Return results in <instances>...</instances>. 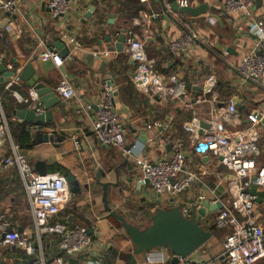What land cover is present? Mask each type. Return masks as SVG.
I'll use <instances>...</instances> for the list:
<instances>
[{
	"label": "crops",
	"instance_id": "obj_1",
	"mask_svg": "<svg viewBox=\"0 0 264 264\" xmlns=\"http://www.w3.org/2000/svg\"><path fill=\"white\" fill-rule=\"evenodd\" d=\"M125 1L71 0L68 14L57 20L42 1L21 0L20 16L16 20L3 14L0 31L5 47L1 63L5 66L13 63L20 77L31 66L34 73L28 76L29 83L36 76L40 83L56 94L59 82L67 75L72 80L76 97L66 101L57 94L60 104L52 110V121L45 120L35 125L20 123L13 111L29 108L19 104L6 91L8 78L2 83L3 74L0 72V102L9 121L10 133L6 143L0 146V214L8 216L12 230L28 234L30 238L35 235V221L30 213L25 182L16 167L5 169L2 166V161L13 156L16 148L27 157L31 168L38 174H61L65 179L72 175L78 182L80 191L71 193L67 208L49 221L50 224L56 222L68 228L79 226L90 231L93 246L77 259L99 260L102 264H146L147 256L160 253L164 262L154 264H174L173 259L167 261L173 256L167 250L135 254V246L121 225L109 218L104 209L103 185H108L110 207L141 228L148 227L158 211L186 206L200 196H204L212 205L214 201H219L218 204L223 207L231 175L219 159L210 153L204 156L203 146L192 145V132L187 127L194 119L204 124V120L222 115L225 121V104L235 97L241 98L244 111H238L234 125L225 124L233 131L256 128L258 138L254 158L264 166V82L245 83L237 75L241 60L254 49L257 39L242 16L224 13L225 0H177L180 3L188 1L193 8L207 4V14L198 18L174 12L168 7L167 0H164L161 9L157 7L160 2L156 0H149L148 3L140 0L148 10L139 12L131 23L122 17L121 9ZM111 15L115 16L114 25L109 24ZM151 15L156 17L150 18ZM256 15L264 23V0L260 3L257 1ZM9 20L10 23L4 26ZM121 28L144 40L148 57L154 62L156 71L176 75L192 97L196 94V87H201L197 96H202L209 84L214 82L218 97L217 111L212 109L214 98L211 96H206L208 100L198 105L193 114L186 112L178 103H166L140 93L133 82L134 64L130 63L126 44L123 53L115 50ZM186 32L197 34L200 37L198 43L186 54H172L169 43ZM59 41L68 47V58H63L61 52L54 48ZM53 48L64 59L61 68H57L52 61L41 59L42 53ZM21 80L17 91L27 98L33 87ZM109 82L117 88L116 111L122 119L127 140L124 149L102 145L92 132L97 103L104 85ZM218 85H223V93L227 86L233 92L230 100L220 97ZM39 105L42 106L40 102ZM7 107L9 116L6 114ZM14 124L26 127V132L27 127L33 126L29 131L32 135L31 149L20 150L16 146L11 135ZM141 139L146 142L143 143ZM151 141L155 144H150ZM180 143L187 157L185 170L199 173L200 181L176 198L170 194H152L150 187L140 185L141 172L136 160L154 162L170 157ZM40 165L43 170H40ZM259 192L264 193V190ZM255 210L253 216L263 223L264 198L256 203ZM218 211L202 219L201 225L206 230L215 227ZM239 219L245 218L239 216ZM220 232L223 233L217 229L216 236L213 235L192 258L210 260L221 257L222 245L220 248L212 245H216ZM40 247H37L39 254ZM42 247L47 259L60 254L57 235H43ZM0 259L1 264H30L32 261L23 251L7 248L0 250ZM257 264H264V261Z\"/></svg>",
	"mask_w": 264,
	"mask_h": 264
},
{
	"label": "built area",
	"instance_id": "obj_2",
	"mask_svg": "<svg viewBox=\"0 0 264 264\" xmlns=\"http://www.w3.org/2000/svg\"><path fill=\"white\" fill-rule=\"evenodd\" d=\"M21 0H0V22L3 14L16 20L20 16ZM32 1V0H31ZM53 13L54 17L68 14L71 0H38ZM148 3L149 0H141ZM258 0H225L223 11L226 15L242 16L251 27L256 36L257 43L254 49L243 57L237 75L245 83L264 82V23L256 15V3ZM181 6H190L188 1H182ZM169 7V6H168ZM151 15L150 18H155ZM200 37L192 32L182 34L181 38L169 43V51L174 55L186 54L189 49L198 43ZM5 47L4 36L0 31V62L4 60L2 50ZM126 53L134 61L133 82L140 93L152 96L166 103H178L186 112L195 113L197 106L208 100L206 96L213 97V111H217L218 97L215 94L216 84H209L204 95L192 97L186 85L179 81L176 75H166L156 71L155 64L148 57L146 42L138 38L134 33H127ZM227 56V53H224ZM43 61H52L57 68L64 65V59L56 50H47L41 54ZM6 69L13 72L8 79L6 91L19 103L27 105L37 116L45 115L46 110L39 105L38 92L32 88L27 98L22 97L17 87L22 84L19 71L13 63H8ZM57 94L64 100L76 97V91L72 80L63 76L56 88ZM117 88L112 84H105L97 103V112L93 122V134L97 140L106 147L124 149L127 140L124 133L122 119L116 111ZM223 118L213 116L202 121L194 119L191 126L187 127L192 132V145L203 146L215 159L228 170L231 177L227 182V199L215 219V227L225 236L222 241L223 253L221 257L210 260H196L189 256L179 258V264H257L264 261V222L260 223L253 216L256 209L257 196L250 194L252 187L258 191L264 190V166L259 165L254 158L257 150L258 132L251 127L245 130H230L225 124L234 125L238 118V108L233 99L225 104ZM92 110V107H89ZM0 146L8 140L9 121L5 117L0 102ZM157 125V124H156ZM206 127H203V126ZM33 126L27 127V132ZM150 144H155L153 141ZM182 144L170 156L160 158L154 162L137 159L136 165L141 175L140 181L149 182L152 194H170L173 198L186 192L194 184L200 181V174L195 171H186V153L182 150ZM5 169L16 167L24 182L30 202V213L34 218L36 232L33 237L17 231H10L11 223L7 215L0 214V250L19 249L32 258L30 264H71L72 260H78L77 264H102V261H84L77 257L82 252L89 251L93 246L88 229L75 226L68 228L59 223L50 224V219L65 210L70 202V191L66 179L61 174L40 176L35 172L27 157L13 151V156L6 157L2 161ZM204 196L192 200L188 205L179 208L184 217L190 219L194 209L202 208L206 202ZM219 201H214L216 206ZM256 211V210H255ZM239 216L244 217L240 220ZM54 234L58 237V249L60 254L47 259L42 247V236ZM41 245L40 254L37 252ZM162 251V250H160ZM174 256L167 261H172ZM163 263L164 257L160 253L146 257V264ZM1 264V259H0Z\"/></svg>",
	"mask_w": 264,
	"mask_h": 264
},
{
	"label": "water",
	"instance_id": "obj_3",
	"mask_svg": "<svg viewBox=\"0 0 264 264\" xmlns=\"http://www.w3.org/2000/svg\"><path fill=\"white\" fill-rule=\"evenodd\" d=\"M15 1V0H12ZM158 2H164V0H156ZM168 6L170 9L176 13L191 15L193 18H198L202 15L207 14L208 5H202L197 8L193 7H183L181 3L177 0H167ZM260 3L261 0H258ZM59 17H57V20ZM110 25L115 24V16H110ZM10 23V20L4 23ZM2 28V27H0ZM127 40L126 31L123 30L116 45L115 50L118 53H123L125 49V44ZM54 48L61 52L63 58H68L70 51L65 43L59 41L54 44ZM51 49V50H54ZM61 56V57H62ZM131 64H134V61L131 59ZM0 72L3 74L1 82L4 83L5 79L12 78L14 73L6 69L5 65L0 62ZM34 73V69L30 66L24 71L21 78L24 81L29 83L28 76ZM33 78V76L31 77ZM33 81L29 83L39 95V102L45 108L47 113L45 115L37 116L34 111L29 109L15 110L13 115L16 116L20 123H26L35 125L38 122L43 121H52L53 113L52 110L60 104V98L58 95L46 85L39 82V78L34 76ZM116 83V81H115ZM109 84H112L109 82ZM117 85V83H116ZM201 90V87L195 88V96L197 97L198 92ZM234 103L238 108L239 112L244 111L243 100L241 98L235 97ZM47 140V136L44 137ZM144 143L145 140L141 139ZM131 150H128L130 152ZM204 156L208 155V152L203 149ZM40 170H43V167L40 165ZM40 175V174H39ZM40 176H46V173H41ZM66 182L71 193H76L80 191L79 184L76 179L69 175L66 177ZM141 186L149 187V182L145 181ZM108 185H103V203L104 209L108 213V217L114 219L118 222L123 228L124 232L127 234L132 244L135 246L136 255H146L154 250H167L173 256V263L178 264L179 258H187L192 256L195 252L201 249L206 245L213 237L211 231L206 230L202 225L201 221L203 218H206L209 214L216 212L217 210L222 209V205H212L208 201L204 203L202 208L198 211L194 209L192 218L188 219L183 216L180 208L174 207L170 209L158 211L152 218L151 224L146 228H141L139 226L131 224L124 215L119 214L116 210L112 209L109 205V199L107 194ZM250 194L257 196V202L259 203L262 198H264V193L259 192L257 187H252L250 189ZM12 231V229H10ZM89 234L90 231H88ZM31 263V261H30ZM78 260H72L71 264H77Z\"/></svg>",
	"mask_w": 264,
	"mask_h": 264
},
{
	"label": "trees",
	"instance_id": "obj_4",
	"mask_svg": "<svg viewBox=\"0 0 264 264\" xmlns=\"http://www.w3.org/2000/svg\"><path fill=\"white\" fill-rule=\"evenodd\" d=\"M163 6V1L158 3V8H162ZM148 7L142 5L140 3V0H126L125 3L122 6L121 12H122V17L125 19V21L131 23L130 21L137 18L139 15V12L142 11H146ZM157 8V9H158ZM164 8V7H163ZM125 30L124 28H121L120 31ZM126 33L128 32L127 30H125ZM223 85H218V92H220V97H222L223 99H227L230 100L233 96V92L228 88V86L226 87L224 93H223ZM225 99V100H226ZM8 113L7 116H9L10 112H9V107L5 108ZM11 135L12 138L14 140V142L16 143V146H18L20 148V150H29L31 149V143H32V135L29 132H26V127H22V126H17L16 124L11 126ZM210 231L213 233L214 236H216V232L217 229L215 227H211Z\"/></svg>",
	"mask_w": 264,
	"mask_h": 264
},
{
	"label": "rangeland",
	"instance_id": "obj_5",
	"mask_svg": "<svg viewBox=\"0 0 264 264\" xmlns=\"http://www.w3.org/2000/svg\"><path fill=\"white\" fill-rule=\"evenodd\" d=\"M224 236H225V234L224 233H218V235H217V243H216V245H215V243H213L212 245H214V247H218V248H220V244L222 245V241L224 240Z\"/></svg>",
	"mask_w": 264,
	"mask_h": 264
}]
</instances>
